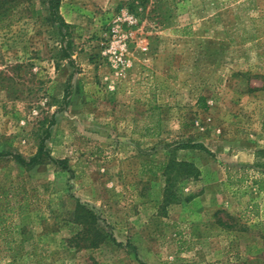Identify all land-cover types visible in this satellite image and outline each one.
<instances>
[{
    "label": "rangeland",
    "instance_id": "374dc122",
    "mask_svg": "<svg viewBox=\"0 0 264 264\" xmlns=\"http://www.w3.org/2000/svg\"><path fill=\"white\" fill-rule=\"evenodd\" d=\"M58 13L61 40L37 1L0 27V264H264V0H61ZM44 131L67 171L14 161ZM167 155L198 177L162 207ZM75 198L120 245H64Z\"/></svg>",
    "mask_w": 264,
    "mask_h": 264
},
{
    "label": "trees",
    "instance_id": "16d2710c",
    "mask_svg": "<svg viewBox=\"0 0 264 264\" xmlns=\"http://www.w3.org/2000/svg\"><path fill=\"white\" fill-rule=\"evenodd\" d=\"M37 1L44 11V20L55 29L56 35L59 39H63L67 35L66 24L58 13V6L61 0H0V27L5 26L11 18L14 10L20 8L24 3L28 4ZM64 31V32H63ZM69 44H66L68 48ZM64 46L61 49L63 57L67 58L68 53ZM46 132L43 136L38 138L34 153L28 158H24L19 154H14V161L21 167L29 169L35 165L43 163H52L56 167L67 171L68 166L64 159L52 158L47 152L44 140ZM234 165V164H233ZM226 166V176L229 175V168ZM257 173H261L254 165L249 166ZM158 169L163 178V187L161 192L162 207L170 203H176L181 200L176 190V183L180 180L196 179L198 177L197 169L190 163L184 160H176L173 156L167 155L160 162ZM264 171V170H263ZM251 183L256 185L258 189L261 188V182L256 178H251ZM190 196L186 198L188 200ZM69 223L74 227V231L67 238L64 239V245L72 247L74 250L86 248L95 249L102 242L108 239L112 243L120 245V242H115L110 226L105 219L95 212L91 207L85 203L80 202L77 198L74 199L73 207L69 213ZM235 223V221H234ZM234 223H221L225 228L231 227Z\"/></svg>",
    "mask_w": 264,
    "mask_h": 264
}]
</instances>
